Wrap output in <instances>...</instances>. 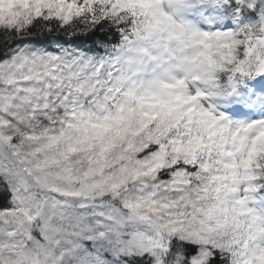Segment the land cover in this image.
<instances>
[{
	"label": "clouds",
	"instance_id": "9594fccd",
	"mask_svg": "<svg viewBox=\"0 0 264 264\" xmlns=\"http://www.w3.org/2000/svg\"><path fill=\"white\" fill-rule=\"evenodd\" d=\"M0 264H264V0H0Z\"/></svg>",
	"mask_w": 264,
	"mask_h": 264
}]
</instances>
